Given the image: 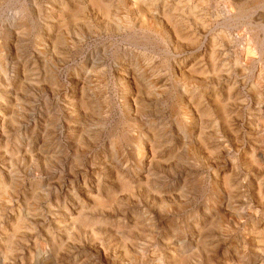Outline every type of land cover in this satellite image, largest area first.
<instances>
[{
  "label": "rangeland",
  "instance_id": "374dc122",
  "mask_svg": "<svg viewBox=\"0 0 264 264\" xmlns=\"http://www.w3.org/2000/svg\"><path fill=\"white\" fill-rule=\"evenodd\" d=\"M0 1H1L0 8H3L2 9L3 12H1L0 10V14H2L0 15V30H2L0 32V34L2 33L0 35V44H1L0 46L1 47L3 46L4 48L7 44V39H8L5 34L7 24L11 23L14 20L13 16L15 10L18 8L17 5H19L20 7L23 6L21 7L23 8V10L26 9V11L24 10L26 13L24 16L25 19H23V25L25 26V29L29 31V34L25 36L21 40V43L18 45V53L20 54V59L22 58L21 64H19V69L25 70L24 78L27 79L26 80L27 82L31 81L30 83H25V79H24V81L22 80L23 83L22 82L20 83L21 86L16 88L17 86L14 85L16 82L15 79L16 76L14 72L17 71L16 68L17 64L15 65L13 63L9 64V67L12 69L10 68L7 69L8 77L7 78H5V76L4 77L1 76L2 78L0 77V81L3 83V85L1 86L2 83L0 82L1 83L0 84V96H1L0 97V110H1L0 111V118H1L0 119V123H1L0 124V146H1L0 174L1 175L0 176L2 177V179L0 177V182L2 180L3 183L1 182V186L2 185L4 186V187L2 186L0 190L2 191L0 192V197L3 200L0 201V204L2 206V207L0 206V213H1L0 214L1 215L0 216V225H1L0 226V233H1L0 234V239H1L0 264H5V262L6 264L8 263L9 264H43V263L44 264H175L173 259H171L172 255H174L176 258L178 256L177 259L181 260L182 262L181 264H226V263L227 264H253V263L264 264V245H263L264 239H262L264 238L263 236L264 235L263 234L264 233L263 230L264 228V180H263L264 170L263 169L264 168H262L264 166V163L261 166L262 171L258 173L257 168L255 169V167L253 166H250L251 167L250 168L248 165L246 168V165H244L242 162L243 152L248 149L249 136L252 134V133L247 134L248 130L246 129V126L249 123V117H250L248 112L250 108L253 106L251 97L247 94V91L249 90V86L254 82L253 80L254 78L252 76L255 75V72L253 71V69L252 70L249 69L247 71V74L244 75L247 81L248 79L249 81L247 82L246 85H243L241 83V90H239L242 94L243 99L246 98L248 102H247V106L244 107L245 110L243 109L242 111V115H241L242 119H240V121L237 122L238 124L236 123L235 128L238 127L236 128L237 130L233 128L235 122H231L233 121L231 119V114H230V127L228 126V128H225L223 126V123H221L222 120L218 112L212 109L214 111L209 115V118L211 119H207L206 117L208 123L207 124L208 128L206 130L207 132L204 130L206 133H202L201 138L198 139L197 134L199 133H196V135L195 134L190 135L188 132L186 133V131L183 130L182 126L180 125V123L183 124L182 121H178L181 120V118L179 117L181 116L180 113H182L180 105L182 101H185L184 100L185 96L182 94L183 92L181 91L182 88H180V86L176 84L177 82H175V80L172 77V74H170L172 73L171 72L173 68L172 66L174 64L173 59L176 56L171 50L170 51L172 53L169 51V48L168 49L166 48L168 43L166 45V42L163 41L162 43L160 39L156 40V38L153 37L152 39H154L155 42L152 41V44L142 41L143 44L139 43L138 44L139 46L138 45L136 46L133 42L126 40L127 38L122 35L121 36L116 35L118 37H115V34L107 35L103 31L97 32L95 25H93V31L95 32V34L94 33L93 34L96 35V37H94V35L89 36L86 33L80 35L81 29L77 30L76 34L72 30H68L69 36L67 37L69 40V44L60 46L59 54L56 59V62L58 63H56L54 60V62L57 65L54 71L56 73L53 74L52 73L53 71H51L50 66L49 65L45 66L47 68L46 70L43 63L41 62L40 57L38 56L37 53H35L36 51L35 46L38 43L37 38L42 34V26H41L42 22L40 18L36 16L38 13L34 14V12L35 10L38 12V8L40 12H45L47 8H49L52 5L48 3V2L52 3L51 0H47V1L32 0V2L34 3H31L30 2L31 0H23V1L11 0V2L10 0H0ZM29 5L30 6L32 5L33 7L32 6L30 7ZM13 7L16 9L14 10ZM30 9L31 11H28ZM26 15L30 17H27ZM258 15L259 14H255V16L253 15L254 16L253 20L255 18H260ZM10 17L12 18L11 20ZM251 17L250 20L252 19ZM37 19L41 22L40 24L37 23L39 22ZM262 20H264V18ZM29 27L31 29H29ZM86 37H88V39ZM105 38L107 39L105 40ZM129 38H131L132 40L131 36ZM119 39H121L123 42L121 40L119 41ZM75 41L78 43H76ZM34 42L36 44H34ZM73 44H75L76 46H74ZM68 46L71 48H68ZM63 48L65 49L63 50ZM130 48L137 51V53L140 54L146 53L147 56H151L154 60L151 61L154 69L156 67L159 68V66L162 64V61L163 64L166 65V67L159 68L160 74L157 71H156L157 74L155 73L156 76L155 78L156 79L158 78L157 80H159L157 84L159 83L158 91H160L161 97L160 95L158 96L159 98L157 96H152L150 97L149 100L145 99L146 101L144 100L141 101L139 105L140 109L142 107L144 109H141V111L139 112L133 111L132 113L128 114L126 111L127 106L128 107L130 105L133 106V104H131V102H127L128 100L125 99L127 96L126 94L127 88L123 87L121 84H119L120 82L117 81L116 74L118 71H116L117 70L116 68H112V65L117 58V55H115L116 52H118L119 50H125ZM141 48L143 51L141 50ZM73 52L76 53L72 54ZM178 53L180 56L183 57L187 55L189 56L191 54V53L188 54L187 52L185 53L178 52ZM261 54H262L261 52H257V51L255 52L254 57L257 58V61L262 62V60L264 59L262 57L263 54L262 56ZM59 56L64 58L62 59ZM90 58L94 60L96 65H92V63H89L88 65L86 64L88 63V60H90ZM60 62L62 64H60ZM40 64L42 65V67ZM169 64L171 65V67ZM58 65L60 66L58 67ZM91 66L94 68H92ZM48 68L50 71L48 70ZM83 68L87 70L90 69L93 71L91 73V78L94 76L92 80L96 92L99 93L98 96L99 98L95 99L94 100L95 102L93 101L91 103L92 105L90 103L89 105H86L87 109L85 108L84 110H82L83 112L85 111L84 113H81L82 111L79 110V107L77 108L78 112L74 113L73 112L74 106L64 101V92L70 91V89L73 88V82L71 81L73 79L72 76L78 71L82 70ZM33 70H35V72H33ZM166 71L168 72L166 73ZM164 73L167 75H165ZM163 74L166 77L164 76L163 78ZM26 76L28 78H26ZM42 76H44V81ZM7 79L9 80L8 83H6ZM105 80L107 81V83ZM96 81L99 83L97 84ZM65 82L67 86L65 85ZM47 84L49 86H47ZM106 84L109 85L108 88ZM197 84H198L197 87L201 86L200 88L202 89L204 88L206 89V87H208L205 84L203 85L201 81L197 82L196 85ZM15 88L17 90L19 89L17 94H16L17 90L15 91ZM41 88L44 90L46 88L47 90L44 91ZM52 88L54 91L52 90ZM175 88L177 91L175 90ZM242 88H244V90H242ZM209 89H212V85H209ZM11 90H13L14 92H12ZM103 90L106 92H103ZM164 90L165 92H167L166 94ZM179 90L181 92H179ZM5 91H7L8 93ZM57 91L60 93L59 94L56 93ZM3 92L5 93L4 95ZM167 95H169L168 98ZM12 97L15 98L13 99ZM58 99H61V101ZM14 100L16 103H14ZM153 100H156L157 102ZM1 105L3 106L1 107ZM13 105H15L14 106L15 109ZM173 107H175L177 111ZM147 110L149 111V113H146ZM125 112L127 113V115L125 114ZM62 114H64L65 116ZM68 116L70 117L68 118ZM247 116L249 117L247 118ZM176 117L178 118V120L175 119ZM4 118L6 121L4 120ZM9 119L11 120L9 121ZM145 119L146 120L148 119L147 122L144 121ZM78 121L81 123H79ZM73 122L76 125L75 127ZM177 123H179V125ZM68 124L70 125L66 126ZM130 124L133 125V127L130 126ZM101 125L103 126V128ZM152 125L154 128H156L157 131L156 134L158 140L160 139L161 140L159 141V146L157 147L158 148L157 152H159L158 153L159 163H154L152 165L148 176L149 180L145 181L144 183L145 185L147 184L146 182H149V185L143 186L144 188L142 186L141 187L136 186L137 187L136 188L135 185L124 186L120 184L119 186L118 183H115L113 181L112 179L113 175L108 174L107 172L104 171L106 164H104V161L101 159L102 151H104V149H106L107 147L108 148L106 149V152L111 151V147L113 146V143H115L118 147H121L122 152L119 153L121 155L120 156L121 159L120 157H118L119 156L118 154H117L118 156L113 155L111 158V155L109 153V157H110L109 161L113 159L112 161L113 163H115V167L118 170L120 168L119 172L124 179V183L125 184L128 183L127 179L132 174L131 164L133 163L134 160L132 156L133 154H131L133 148H128L126 145L127 143L125 142L128 139V137H136L139 135V133L143 134L144 131H146L147 128L152 127ZM99 126L101 127V130ZM158 126H160V128ZM213 126H215V128ZM42 127L45 128L43 129ZM69 127L71 128L69 129ZM160 129L162 132L160 131ZM229 129L231 130L229 131ZM126 130H128L129 132ZM46 131H48V133ZM175 131L177 132V134L175 133ZM43 132L45 133L43 134ZM80 135L82 136L80 137ZM175 135H177L178 137ZM123 137H125L124 140ZM195 138H197V140H195ZM80 139L81 141H79ZM90 139L91 141H89ZM42 141L44 142L46 141L45 143L44 142L43 143L46 144L47 146L46 145L44 146ZM78 141L80 143V146L79 145L77 146ZM181 141L184 144V147ZM123 142L125 144H123ZM185 143H187L189 147H186L187 144ZM139 146H141V143H139ZM218 146H221L222 148ZM159 148L162 149V151ZM79 149L81 150V152ZM47 157L48 159H46ZM129 160H131V162ZM125 161L129 163H126ZM46 162L48 165H46ZM2 163L4 165H2ZM97 164L100 166H98ZM116 164H118L119 166H117ZM153 166L156 167H154L153 169ZM5 168L6 170H3ZM10 169H12L13 171ZM121 169L125 171L122 172ZM125 172H127V175ZM228 173H230L229 175L232 174L231 175L232 177L231 181L233 180L232 186H229L228 184L227 186L222 187L221 185H223V182L221 181L224 180L225 178V176L223 175L224 174L228 175ZM89 174L93 176L91 177L89 176ZM10 175H12L13 177ZM84 175L86 176V178ZM94 175L95 176L97 175L96 176L97 178ZM107 175L108 176L110 175V177H108ZM6 176L7 177L9 176L8 180ZM107 177L110 179H108ZM8 182L10 183L11 186L12 185L14 186L9 187ZM256 184H258L259 186H256ZM92 186H95V188L99 186L101 189L100 192L101 194L98 196L97 201H95L96 203L99 202V204L101 202L100 205H98V203L97 205H94L96 204L95 202L93 204V202L87 203L86 201L87 199L85 197V194L87 193V190L88 189L90 190ZM132 186L134 188V192ZM219 186L221 189L218 188ZM135 188L137 190H135ZM75 189L77 190V192ZM233 189H236L235 191L236 193L232 191ZM72 190L74 191L73 194L71 193ZM66 192L67 193L69 192L68 194L73 196L72 197L70 195L68 196ZM8 193H10L11 195H9ZM254 193H256L257 195H254ZM53 194L54 195L56 194L58 197L53 196ZM77 195L78 196L80 195L79 201ZM123 196L125 198H123ZM8 197L9 198L11 197L13 201ZM76 197L78 199H75ZM257 197L259 199H257ZM52 198L55 200H53ZM260 198L262 201L260 200ZM39 199L40 200L42 199V201H40ZM79 202H80V208H79ZM3 204L5 209L3 207ZM27 204L29 205L27 206ZM70 204H72V206ZM87 204L91 209L88 207ZM222 204L223 206H221ZM101 206L103 207L101 208ZM82 207H84L87 211L83 212L82 216L79 217L78 219H77V215L74 214L72 217H74L75 223L73 222L71 224V226L69 227L70 229L69 228L66 229L69 223L68 222L69 218H71V216H69L68 213L80 212L81 211L80 209ZM10 208L11 210H9ZM73 209L77 211H73ZM12 210L14 211L11 214L10 212H12ZM101 210H103L104 212ZM6 215L9 217L7 218ZM57 217L62 219L63 222L65 221L64 223L61 222L60 226H58ZM39 220H41V222ZM78 223L80 224L82 223V224L80 225ZM2 231L7 234L3 235ZM93 234L94 236L92 237ZM84 239L86 240V242ZM67 241L68 242L70 241L69 242L70 244L67 243ZM87 241L89 242L87 243ZM91 244H93V246L97 247L98 249L93 247ZM125 246H127V250H126L127 252L124 250L126 248ZM58 248L60 249L58 250ZM66 248L68 252L66 251ZM114 248L115 251L117 250L116 252L114 251ZM52 249L53 250L55 249L60 252V256L58 257V259H56L55 257L54 258L51 257L53 251ZM173 253H175L176 255ZM180 254L181 256H183L182 254H184V256L180 257ZM134 258L136 260H134Z\"/></svg>",
  "mask_w": 264,
  "mask_h": 264
},
{
  "label": "bare ground",
  "instance_id": "6f19581e",
  "mask_svg": "<svg viewBox=\"0 0 264 264\" xmlns=\"http://www.w3.org/2000/svg\"><path fill=\"white\" fill-rule=\"evenodd\" d=\"M23 1V0H22ZM34 1V0H33ZM37 1V0H36ZM47 1V0H46ZM11 2V0H10ZM29 2V1H28ZM31 3L32 0L30 1ZM52 3L48 2L49 4H52L45 12H40L38 8V12L35 10V13H38L36 16L40 18L42 25V34L39 36L38 43L36 44L35 53L38 54V56L41 59V62L45 66H50L52 73H56V59L59 54V48L61 45H68L69 40V32L68 30H72L73 32L81 29V34L84 33L88 34L89 36H92L95 34L93 31V25L96 27V31L98 32H105L107 35L109 34H115V37H118L119 35L126 37L128 41L133 42L136 46L141 43L142 41L151 43L152 41L155 42L153 37L156 38V40H161L163 43L166 42L167 49L169 48V51L171 50L174 55L176 56L172 68V77L177 82L178 86L182 88L181 91L182 94L185 96L184 100L182 101L180 108L182 113L181 120L183 124L180 123L183 130L188 132L190 135H198V139L201 138L202 133H206L207 131V119L209 118V115L215 110L218 112L219 116L221 117V120L223 123V126L225 128L230 127V114L231 119L235 122L234 127L236 126V123L240 121L242 111L245 106H247L248 100L243 99L242 94L239 90H241V83L243 85H246L247 79L244 77V75L247 74V71L250 69L255 72V75L252 77L254 78V82L249 86V90L247 91V94L251 97L252 100V107L249 110V123L246 126V129L248 130V133H252L249 136V143H248V149L243 152V158L242 162L244 165L253 166L255 169H258V173L262 171L261 166L264 163V59L261 61H257V58L254 57L255 52H261V56L264 58V0H51ZM1 3V1H0ZM9 3V2H8ZM14 3V1H13ZM17 3V2H16ZM19 3V2H18ZM39 3V1H38ZM11 4V3H10ZM26 4V3H25ZM43 4V3H42ZM46 4V2H45ZM4 5V4H3ZM21 5V4H20ZM40 5V4H39ZM18 8H14V20L11 23L7 24L6 28V36H7V44L5 48L0 46V77L7 78L8 73L7 69L10 68L9 64H17V71H15L16 76V82L14 85L18 88L21 86L22 80L24 81L25 77V70L19 69V64H21L20 54L18 53V45L21 43V40L29 34V31L25 29V26L23 25V19H25V11L23 10V6L17 5ZM16 6V7H17ZM26 6V5H25ZM24 6V7H25ZM28 6V5H27ZM30 6V5H29ZM32 6V5H31ZM30 6V7H31ZM36 6V5H35ZM49 6V5H48ZM2 7V6H1ZM10 7V6H9ZM8 7V8H9ZM33 7V6H32ZM3 8H0L1 12ZM5 10V9H4ZM9 10V9H8ZM7 10V12H8ZM13 10V9H12ZM41 10V9H40ZM43 10V8H42ZM28 11H31L28 10ZM13 12V11H12ZM5 13V12H4ZM10 13V12H9ZM32 13V12H31ZM30 13V14H31ZM12 14V13H11ZM255 14H259L258 16L260 18H254ZM2 15V14H0ZM254 15V16H253ZM11 16V15H10ZM27 16V15H26ZM253 16V17H251ZM30 17V16H27ZM32 17V16H31ZM250 17L252 18L250 20ZM12 18L10 17V20ZM6 20V19H5ZM29 20V18H28ZM27 21V18H26ZM25 21V22H26ZM28 23V22H27ZM5 24V23H4ZM38 25V24H37ZM3 27V25H2ZM28 27V26H27ZM38 28V27H37ZM3 29V28H2ZM29 29H31L29 27ZM5 30V29H4ZM2 30H0L1 32ZM79 31V33H80ZM85 31V32H84ZM249 31V32H248ZM41 33V32H40ZM71 33V32H70ZM94 33V34H93ZM2 34V33H1ZM0 34V35H1ZM74 34V33H73ZM98 34V33H97ZM104 34V33H103ZM105 34V35H106ZM118 35V36H116ZM4 36V35H3ZM31 36V35H30ZM132 37L131 38L129 37ZM73 37V36H72ZM96 37V35H94ZM100 37V36H99ZM103 37V36H102ZM105 37V36H104ZM71 38V37H69ZM78 38V37H77ZM84 38V37H83ZM88 39V37H86ZM90 38V37H89ZM98 38V37H97ZM114 38V37H113ZM123 38V37H121ZM158 38V39H157ZM26 39V38H25ZM36 39V40H37ZM80 39V38H79ZM82 39V38H81ZM91 39V38H90ZM94 39V38H93ZM107 38H105L106 40ZM117 39V38H116ZM72 40V39H70ZM74 40V39H73ZM83 40V39H82ZM121 39H119L120 41ZM5 41V40H4ZM24 41V40H23ZM87 41V40H86ZM108 41V40H107ZM122 41V40H121ZM76 42V41H75ZM84 42V41H83ZM82 42V43H83ZM97 42V41H96ZM118 42V41H117ZM123 42V41H122ZM121 42V43H122ZM127 42V41H126ZM153 42V43H154ZM159 42V41H158ZM74 43V42H73ZM78 43V42H76ZM114 43V42H113ZM116 43V42H115ZM130 43V42H129ZM157 43V42H156ZM24 44V43H23ZM71 44V43H70ZM124 44V43H123ZM1 45V44H0ZM76 46L75 44H73ZM81 45V44H79ZM119 45V44H118ZM128 45V44H127ZM131 45V44H130ZM145 45V44H144ZM70 46V45H69ZM68 48H71L69 47ZM103 46V45H102ZM111 46V45H110ZM109 46V47H110ZM139 46V45H138ZM143 46V45H142ZM147 46V45H146ZM66 47V46H65ZM79 47V46H78ZM81 47V46H80ZM104 47V46H103ZM135 47V46H134ZM151 47V46H150ZM21 48V47H20ZM67 48V47H66ZM120 48V47H119ZM65 48H63L64 50ZM75 49V48H74ZM77 49V48H76ZM83 49V48H82ZM116 49V48H115ZM166 49V50H167ZM20 50V49H19ZM62 50V51H63ZM72 50V49H71ZM101 50V49H100ZM142 50V48H141ZM146 50V49H145ZM70 51V50H69ZM68 51V52H69ZM76 51V50H75ZM79 51V50H78ZM88 51V50H87ZM97 51V50H96ZM102 51V50H101ZM143 51V50H142ZM140 51V52H142ZM170 51V52H171ZM72 52V51H71ZM82 52V51H81ZM80 52V53H81ZM168 52V51H167ZM171 52V53H172ZM178 52L188 54L191 53L189 56H180ZM34 53V52H33ZM70 53V52H69ZM76 53V52H75ZM74 52L72 54H75ZM96 53V52H95ZM94 53V54H95ZM61 54V53H60ZM63 54V53H62ZM93 54V55H94ZM108 54V53H107ZM259 54V53H258ZM23 55V54H22ZM33 55V54H32ZM105 55V54H104ZM117 58L114 61L112 68H116L118 71L116 74L117 81L120 82L123 87L127 88V96L126 100L127 102H131L133 106L128 107L127 106V113L130 114L133 111L139 112L141 109H144L143 107L140 109V102L149 100L152 96H159L161 93L158 91V84L155 77V73L157 72L160 74V69L162 67H166V65L162 64L158 67L155 65V69L152 66V60L153 58L151 56H147L146 53H137L134 49H125V50H119L116 52ZM183 55V54H182ZM37 56V57H38ZM72 56V55H71ZM91 56V55H90ZM257 56V55H256ZM38 57V58H39ZM61 57V56H59ZM66 57V56H65ZM37 58V59H38ZM62 59L64 57H61ZM10 59V60H9ZM29 59V58H28ZM32 59V58H31ZM34 59V58H33ZM39 59V60H40ZM70 59V56H69ZM68 59V61H69ZM83 59V58H82ZM101 59V58H100ZM166 59V58H165ZM37 60V61H39ZM55 60V62H54ZM102 60V59H101ZM28 61V60H26ZM30 61V60H29ZM67 61V63H68ZM100 61V60H99ZM98 61V62H99ZM154 61V60H153ZM62 62V61H61ZM60 62V64H62ZM65 62V61H63ZM84 62V61H83ZM112 62V61H111ZM159 62V61H158ZM165 62V61H164ZM167 62V61H166ZM261 62V64H260ZM28 63V62H27ZM82 63V62H81ZM86 63V62H85ZM92 63V65H96L94 60L90 58L88 60V63ZM157 63V62H156ZM171 63V62H170ZM29 64V63H28ZM99 64V63H97ZM101 64V63H100ZM172 64V63H171ZM41 65V64H40ZM158 65V64H157ZM170 65V64H169ZM60 65H58L59 67ZM101 66V65H100ZM111 66V65H110ZM21 67V66H20ZM42 67V65H41ZM79 67V66H78ZM83 67V66H82ZM92 67V66H91ZM102 67V66H101ZM171 67V65H170ZM28 68V67H27ZM36 68V67H35ZM94 68V67H92ZM91 68V69H92ZM12 69V68H10ZM26 69V68H25ZM31 69V68H30ZM47 70V68L45 67ZM108 69V68H107ZM43 70V69H42ZM49 70V68H48ZM114 70V69H113ZM163 70V69H162ZM9 71V70H8ZM14 71V70H13ZM12 71V72H13ZM32 71V70H31ZM44 71V70H43ZM50 71V70H49ZM96 71V70H95ZM104 71V70H103ZM109 71V70H108ZM157 71V72H156ZM35 72V70H33ZM92 70L82 69L75 73L71 80L73 82V90L70 89V91L64 92V101L67 103H70L74 106L73 112H78L77 108L79 107V110L82 111L86 108V105L91 104L95 99L99 98V93L96 92L94 83L91 73ZM102 72V71H101ZM168 71H166L167 73ZM32 73V72H30ZM29 73V74H30ZM73 73V72H72ZM113 73V71H112ZM163 73V72H162ZM102 74V73H101ZM108 74V73H107ZM165 74V73H164ZM163 74V78L165 75ZM253 74V72H252ZM12 75V74H11ZM28 75V74H27ZM31 75V74H30ZM72 75V74H71ZM104 75V74H103ZM169 75V74H168ZM251 75V74H250ZM29 76V75H28ZM46 76V75H44ZM44 76L43 81H44ZM58 76V75H57ZM110 76V75H109ZM162 76V75H161ZM1 77V78H2ZM70 77V76H69ZM101 77V76H100ZM104 77V76H102ZM166 77V76H165ZM168 77V76H167ZM26 78H28L26 76ZM32 78V77H31ZM54 78V77H53ZM52 78V79H53ZM57 78V77H56ZM96 78V76H95ZM108 78V77H107ZM171 78V77H169ZM250 78V77H249ZM4 79V78H3ZM1 79V80H3ZM10 79V78H9ZM39 79V78H38ZM60 79V78H59ZM102 79V78H101ZM114 79V78H113ZM112 79V80H113ZM25 83H30L26 81ZM30 80V79H29ZM34 80V79H33ZM36 80V79H35ZM111 80V81H112ZM161 80V79H160ZM167 80V79H165ZM172 80V81H174ZM251 80V79H250ZM252 80V81H253ZM12 81V80H11ZM57 81V79H56ZM59 81V80H58ZM61 81V80H60ZM102 81V80H101ZM106 81V80H105ZM110 81V80H109ZM114 81V80H113ZM201 81L202 84L208 86L206 89H202L200 87H197V82ZM1 82V81H0ZM4 82V81H3ZM9 80L7 79L6 83H8ZM62 82V81H61ZM97 82V81H96ZM95 82V83H96ZM165 82V81H164ZM163 82V83H164ZM171 82V81H169ZM2 83V82H1ZM0 83V84H1ZM23 83V82H22ZM45 83V82H44ZM52 83V82H51ZM58 83V82H57ZM99 82H97L98 84ZM105 83V82H104ZM107 83V81H106ZM161 83V82H160ZM10 84V83H9ZM8 84V85H9ZM46 84V83H45ZM55 84V83H54ZM110 84V83H109ZM201 84V85H202ZM3 83L1 84V86ZM26 85V84H25ZM51 85V84H50ZM65 85L67 86L66 82ZM105 85V84H104ZM116 85V83H115ZM168 85V84H167ZM170 85V84H169ZM209 85H212V89H209ZM43 86V85H42ZM46 86V85H45ZM47 86H49L47 84ZM62 86V85H61ZM101 86V85H100ZM107 88L109 85H107ZM4 87V86H3ZM7 87V85H6ZM10 87V86H9ZM24 87V86H23ZM30 87V86H29ZM40 87V86H39ZM44 87V86H43ZM99 87V86H98ZM97 87V88H98ZM104 87V86H102ZM120 87V86H119ZM174 87V86H173ZM5 88V87H4ZM12 88V87H11ZM10 88V89H11ZM15 88V91L17 90ZM51 88V86H50ZM68 88V87H67ZM96 88V89H97ZM122 88V87H121ZM179 88V87H178ZM211 88V87H210ZM240 88V89H239ZM6 89V88H5ZM40 89V88H39ZM42 89V88H41ZM3 90V89H2ZM14 90V89H13ZM11 90L12 92H14ZM19 90V89H18ZM18 90L16 91V94L18 93ZM44 90V89H42ZM41 90V91H42ZM45 90H47L45 88ZM44 90V91H45ZM53 90V88H52ZM56 90V89H55ZM101 90V89H100ZM109 90V89H108ZM176 90V88H175ZM211 90V91H210ZM244 90V88H242ZM8 91V90H7ZM5 91V92H7ZM10 91V90H9ZM49 91V90H48ZM54 91V90H53ZM62 91V90H61ZM64 91V90H63ZM167 91V90H166ZM177 91V90H176ZM179 90V92H181ZM102 92V91H100ZM103 92H106L103 90ZM165 92V90H164ZM8 93V92H7ZM60 93V92H56ZM167 92H165L166 94ZM5 93L3 92V95ZM21 94V93H20ZM50 94V93H49ZM102 94V93H101ZM120 94V93H119ZM122 94V93H121ZM181 94V95H182ZM2 95V96H3ZM8 95V94H7ZM10 95V94H9ZM55 95V94H54ZM53 95V96H54ZM105 95V94H104ZM108 95V94H107ZM163 95V94H162ZM175 95V94H174ZM18 96V95H17ZM24 96V95H23ZM52 96V95H51ZM50 96V97H51ZM106 96V95H105ZM122 96V95H121ZM166 96V95H165ZM169 95H167L168 98ZM172 96V95H170ZM247 96V95H246ZM244 96V97H246ZM1 97V96H0ZM6 97V96H5ZM16 97V96H15ZM14 97V98H15ZM104 97V96H103ZM125 97V96H124ZM161 97V95H160ZM175 97V96H174ZM180 97V96H179ZM178 97V98H179ZM249 97V98H250ZM7 98V97H6ZM13 98V97H12ZM13 98V99H14ZM61 98V97H60ZM106 98V97H105ZM159 98V97H158ZM163 98V97H162ZM183 98V97H181ZM17 99V98H16ZM51 99V98H49ZM57 99V98H56ZM55 99V100H56ZM63 99V98H62ZM124 99V98H123ZM146 99V100H145ZM153 99V98H152ZM155 99V98H154ZM157 99V98H156ZM164 99V98H163ZM8 100V99H6ZM42 100V99H41ZM61 101V99H58ZM168 100V99H166ZM170 100V99H169ZM57 101V100H56ZM114 101V100H113ZM123 101V100H122ZM156 101V100H153ZM162 101V100H161ZM3 102V101H2ZM54 102V101H53ZM95 102V101H94ZM99 102V101H98ZM110 102V101H109ZM112 102V101H111ZM115 102V101H114ZM157 102V101H156ZM168 102V101H167ZM179 102V101H178ZM14 103L15 100H14ZM55 103V102H54ZM58 103V102H57ZM62 103V102H61ZM60 103V104H61ZM103 103V102H102ZM145 103V102H144ZM154 103V102H153ZM251 103V102H250ZM249 103V104H250ZM2 104V103H1ZM9 104V102H8ZM7 104V105H8ZM95 104V103H94ZM152 104V103H151ZM157 104V103H155ZM180 104V103H179ZM64 105V104H62ZM70 105V106H71ZM92 105V104H91ZM90 105V106H91ZM118 105V104H117ZM149 105V104H148ZM3 105H1L2 107ZM9 106V105H8ZM15 105H13L14 107ZM67 106V104H66ZM106 106V105H105ZM147 106V105H146ZM178 106V104H177ZM7 107V106H6ZM11 107V106H10ZM46 107V106H45ZM60 107V106H59ZM58 107V109H59ZM69 107V106H68ZM89 107V106H88ZM151 107V106H150ZM44 108V107H43ZM94 108V107H93ZM175 108V107H173ZM179 108V107H178ZM12 109V108H11ZM15 109V107H14ZM50 109V108H49ZM87 109V108H86ZM149 109V108H148ZM153 109V108H152ZM214 109V110H212ZM67 110V109H66ZM90 110V109H89ZM159 110V109H158ZM176 110V108H175ZM245 110V109H244ZM1 111V110H0ZM9 111V110H8ZM15 111V110H14ZM177 111V110H176ZM175 111V113H176ZM13 112V110H12ZM22 112V111H21ZM85 112V111H84ZM83 111L81 113H84ZM87 112V110H86ZM93 112V111H92ZM146 112V111H143ZM174 112V111H173ZM246 112V111H245ZM15 113V112H14ZM56 113V112H55ZM90 113V112H89ZM88 113V115H89ZM125 112V114L127 115ZM146 113H149L147 110ZM247 113V114H248ZM71 114V113H68ZM77 114V113H76ZM80 114V113H79ZM94 114V113H92ZM100 114V113H99ZM179 114V113H177ZM12 115V113H11ZM15 115V114H14ZM57 115V114H56ZM64 115V114H62ZM67 115V114H66ZM84 115V114H83ZM135 115V114H134ZM215 115V114H213ZM50 116V114H49ZM53 116V115H52ZM55 116V115H54ZM60 116V115H59ZM65 116V115H64ZM73 116V114H72ZM80 116V115H78ZM85 116V115H84ZM102 116V115H100ZM140 116V115H139ZM142 116V115H141ZM218 116V117H219ZM12 117V116H11ZM10 117V118H11ZM57 117V116H56ZM70 116H68L69 118ZM75 117V116H74ZM77 117V116H76ZM92 117V115H91ZM129 117V116H128ZM131 117V116H130ZM136 117V116H135ZM146 117V116H145ZM148 117V116H147ZM207 117V119H206ZM212 117V116H211ZM48 118V117H47ZM52 118V117H51ZM73 118V117H72ZM82 118V117H80ZM86 118V117H85ZM245 118V117H244ZM246 118V119H247ZM1 119V118H0ZM41 119V118H40ZM142 119V118H140ZM220 119V118H219ZM5 120V118H4ZM11 119H9L10 121ZM47 120V119H45ZM52 120V119H51ZM66 120V119H65ZM75 120V119H74ZM73 120V121H74ZM81 120V119H80ZM99 120V119H98ZM102 120V119H101ZM148 120V119H147ZM145 119L144 121L147 122ZM175 120V121H177ZM213 120V119H212ZM6 121V120H5ZM84 121V120H83ZM136 121V120H135ZM143 121V120H142ZM174 121V122H175ZM46 122V121H45ZM49 122V121H48ZM69 122V121H68ZM79 122V121H78ZM102 122V121H101ZM138 122V121H137ZM144 122V123H146ZM246 122V121H245ZM74 123V122H73ZM81 123V122H79ZM83 123V122H82ZM140 123V122H139ZM138 123V124H139ZM161 123V122H160ZM1 124V123H0ZM156 124V123H155ZM159 124V123H158ZM175 124V123H174ZM179 125V123H177ZM176 124V125H177ZM216 124V123H215ZM238 124V123H237ZM46 125V124H45ZM70 124L66 125L69 126ZM96 125V124H95ZM99 125V124H98ZM143 125V124H142ZM157 125V124H156ZM213 125V124H211ZM74 123V127H75ZM102 126V125H101ZM129 126V125H128ZM130 126L133 127V125L130 124ZM4 127V126H3ZM83 127V126H81ZM100 127V126H99ZM147 127V126H146ZM153 127V125H152ZM149 127L146 131H144L143 134H140L136 137H128L125 143H127L128 148H133V151L131 154H133V163L131 164V170L132 174L128 177V183H124V179L122 175L120 174L119 170L115 167V163H113V159L109 161V153L112 156H118L121 155L119 153L122 152L121 147H118L115 143H113V146L111 147V151L106 152V149L102 151V160L104 161L105 165V172L108 174L113 175L112 179L115 183H118L119 186H129V185H135V187H143L145 185H149V182H146L147 184L144 185L145 181L149 180L148 176L150 173V169L154 163H159L158 159V146L159 141L157 134H156V128ZM160 128V126H158ZM178 127V126H177ZM210 127V126H209ZM215 128V126H213ZM223 127V128H224ZM242 127V126H240ZM43 128V127H42ZM41 128V129H42ZM45 128V127H44ZM43 128V129H44ZM49 128V127H48ZM71 127H69L70 129ZM103 128V126H102ZM131 128V127H129ZM221 128V127H220ZM238 128V127H236ZM235 128V130H237ZM87 129V128H85ZM97 129V128H95ZM141 129V128H140ZM162 129V128H161ZM160 129V131H161ZM210 129V128H209ZM243 129V128H242ZM24 130V129H23ZM101 130V127H100ZM131 130V129H129ZM137 130V128H136ZM206 132H205V131ZM231 129H229L230 131ZM241 130V129H240ZM72 131V130H71ZM96 131V130H95ZM128 131V130H126ZM165 131V130H164ZM167 131V130H166ZM179 131V130H178ZM182 131V130H181ZM211 131V130H210ZM227 131V130H226ZM242 131V130H241ZM48 133V131H46ZM70 132V131H68ZM67 132V133H68ZM101 132V131H99ZM129 132V131H128ZM162 132V131H161ZM174 132V131H173ZM219 132V131H218ZM239 132V131H236ZM245 132V131H244ZM45 132H43L44 134ZM78 133V132H77ZM95 133V132H94ZM164 133V132H163ZM167 133V132H166ZM169 133V132H168ZM172 133V132H171ZM177 134V132L175 131ZM232 133V132H231ZM42 134V135H43ZM74 134V133H73ZM97 134V133H96ZM95 134V135H96ZM128 134V133H126ZM125 134V135H126ZM159 134V132H158ZM183 134V133H182ZM41 135V136H42ZM69 135V134H68ZM77 135V134H76ZM79 135V134H78ZM83 135V134H82ZM80 135V137L82 136ZM124 135V134H123ZM161 135V134H160ZM49 136V135H47ZM53 136V135H52ZM51 136V137H52ZM73 136V135H72ZM97 136V135H96ZM101 136V135H100ZM130 136V134H129ZM173 136V135H172ZM177 136V135H175ZM185 136V135H184ZM4 137V136H3ZM70 137V136H69ZM79 137V138H80ZM94 137V135H93ZM91 137V138H93ZM126 137V136H125ZM123 137V140L124 138ZM168 137V136H167ZM174 137V136H173ZM178 137V136H177ZM188 137V136H187ZM190 137V136H189ZM244 137V136H243ZM42 138V137H41ZM98 138V137H97ZM127 138V137H126ZM162 138V137H161ZM176 138V137H175ZM174 138V139H175ZM182 138V137H181ZM47 139V138H46ZM43 139V140H46ZM49 139V137H48ZM164 139V138H163ZM162 139V140H163ZM167 139V138H166ZM190 139V138H189ZM192 139V138H191ZM248 139V138H247ZM96 140V139H95ZM171 140V139H170ZM197 140V138H195ZM194 140V141H195ZM40 141V139H39ZM81 141V139L79 140ZM78 141L77 146H80V143ZM91 141V139L89 140ZM88 141V142H89ZM118 141V140H117ZM164 141V140H163ZM247 141V140H246ZM44 141H42L43 143ZM46 142V141H45ZM44 142V143H45ZM184 142V139H183ZM188 142V141H187ZM193 142V141H192ZM241 142V141H240ZM43 143V144H44ZM93 143V142H91ZM98 143V142H97ZM122 143V141H121ZM123 142V144H125ZM139 143H141V146H139ZM182 143V141H181ZM198 143V142H197ZM209 143V142H208ZM230 143V142H229ZM163 144V143H161ZM183 144V143H182ZM187 144V143H185ZM247 144V143H246ZM42 145V144H41ZM46 144H44L45 146ZM96 145V143H95ZM105 145V144H104ZM107 145V144H106ZM120 145V144H119ZM170 145V144H169ZM193 145V144H192ZM238 145V144H237ZM47 146V145H46ZM89 146V145H88ZM121 146V145H120ZM123 146V145H122ZM163 146V145H162ZM181 146V145H180ZM186 146V145H185ZM226 146V145H225ZM1 147V146H0ZM21 147V146H20ZM184 147V144H183ZM186 147H189L187 144ZM194 147V146H193ZM221 147V146H218ZM43 148V147H42ZM45 148V147H44ZM96 148V147H95ZM162 148V147H161ZM178 148V147H177ZM222 148V147H221ZM247 148V147H246ZM160 149V148H159ZM181 149V148H180ZM184 149V148H183ZM188 149V148H187ZM203 149V148H202ZM78 150V148H77ZM80 150V149H79ZM85 150V149H84ZM162 151V149H160ZM243 150V149H242ZM38 151V150H37ZM62 151V150H61ZM127 151V150H126ZM212 151V150H211ZM9 152V151H8ZM41 152V151H40ZM81 152V150H80ZM118 152V153H117ZM190 152V151H189ZM206 152V151H205ZM204 152V153H205ZM209 152V151H208ZM228 152V151H227ZM49 153V152H48ZM113 153V154H112ZM207 153V152H206ZM6 154V153H5ZM4 154V155H5ZM56 154V153H55ZM101 154V153H100ZM118 154V155H117ZM187 154V153H186ZM208 154V153H207ZM211 154V152H210ZM42 155V154H41ZM46 155V154H45ZM51 155V154H50ZM238 155V154H237ZM17 156V155H16ZM35 156V155H33ZM40 156V155H39ZM97 156V155H96ZM124 156V155H123ZM122 156V157H123ZM129 156V155H128ZM242 156V155H241ZM10 157V156H9ZM18 157V156H17ZM42 157V156H41ZM45 157V156H44ZM50 157V156H49ZM101 157V156H100ZM125 157V156H124ZM123 157V158H124ZM183 157V156H182ZM194 157V156H193ZM210 157V156H207ZM206 157V158H207ZM212 157V156H211ZM3 158V157H2ZM52 158V157H51ZM50 158V159H51ZM115 158V157H114ZM41 159V158H40ZM48 159V157L46 158ZM97 159V158H96ZM121 159V157H120ZM210 159V158H209ZM220 159V158H219ZM222 159V158H221ZM4 160V159H3ZM10 160V159H8ZM241 160V159H240ZM2 161V160H1ZM33 161V160H32ZM51 161V160H49ZM97 161V160H96ZM131 162V160H129ZM126 162V161H125ZM123 162V163H125ZM9 163V162H8ZM43 163V162H42ZM129 163V162H126ZM262 163V164H261ZM14 164V163H13ZM59 164V163H58ZM93 164V163H92ZM95 164V163H94ZM103 164V163H102ZM242 164V165H243ZM2 165H4L2 163ZM17 165V164H16ZM46 165L47 162H46ZM98 165V164H97ZM119 166L118 164H116ZM100 166V165H98ZM161 166V165H160ZM221 166V165H220ZM6 167V166H5ZM18 167V166H17ZM48 167V166H47ZM46 167V168H47ZM103 167V166H102ZM123 167V166H122ZM156 166H153V169ZM159 167V166H158ZM223 167V166H222ZM252 167V168H253ZM3 168V167H1ZM7 168V167H6ZM3 169V170H6ZM10 168V167H9ZM43 168V167H42ZM94 168V167H93ZM99 168V167H96ZM126 168V167H125ZM160 168V167H159ZM158 168V169H159ZM251 168V167H250ZM14 169V168H12ZM10 169V170H12ZM44 169V168H43ZM48 169V168H47ZM81 169V168H80ZM156 169V168H155ZM215 169V168H214ZM230 169V168H229ZM45 170V169H44ZM225 170V169H224ZM249 170V168H248ZM264 170V169H263ZM1 171V170H0ZM13 171V170H12ZM11 171V172H12ZM42 171V170H41ZM48 171V170H47ZM121 171H125L121 169ZM213 171V170H212ZM255 171V170H254ZM3 172V171H2ZM5 172V171H4ZM43 172V171H42ZM45 172V171H44ZM153 172V171H151ZM232 172V171H231ZM7 173V172H6ZM91 173V172H90ZM97 173V172H96ZM127 175V172H125ZM124 173V174H125ZM225 173V171H224ZM9 174V173H8ZM14 174V173H13ZM12 174V175H13ZM42 174V173H41ZM105 174V173H104ZM103 174V175H104ZM230 173L224 174L225 176L222 187L232 186V177L229 175ZM251 174V173H250ZM257 174V173H256ZM1 175V174H0ZM10 175V176H12ZM218 175V174H217ZM255 175V174H253ZM259 175V174H258ZM264 175V173H263ZM85 176V175H84ZM89 176H93L90 175ZM95 176V175H94ZM97 176V175H96ZM95 176V177H96ZM106 176V175H105ZM108 176V175H107ZM1 177V176H0ZM7 177V176H6ZM13 177V176H12ZM44 177V176H42ZM110 177V175L108 176ZM107 177V178H108ZM126 177V176H125ZM124 177V178H125ZM153 177V176H152ZM9 176L7 177L8 180ZM86 178V176H85ZM97 178V177H96ZM106 178V177H105ZM104 178V179H105ZM234 178V177H233ZM256 178V177H255ZM2 179V177H1ZM45 179V178H44ZM94 179V178H93ZM110 179V178H108ZM111 179V180H112ZM219 179V178H218ZM261 179V178H260ZM6 180V183H7ZM11 180V179H10ZM14 180V179H13ZM83 180V179H81ZM89 180V178H88ZM92 180V179H91ZM157 180V179H156ZM264 180V179H263ZM243 181V180H242ZM262 181V180H261ZM260 181V182H261ZM2 182V180H1ZM0 182V190L2 188ZM15 182V181H14ZM84 182V181H83ZM245 182V181H244ZM252 182V181H251ZM250 182V183H251ZM258 182V181H257ZM3 183V182H2ZM5 183V182H4ZM5 183V184H6ZM9 183V182H8ZM13 183V182H12ZM42 183V182H41ZM85 183V182H84ZM83 183V184H84ZM112 183V182H111ZM238 183V182H236ZM240 183V182H239ZM249 183V182H248ZM263 183V182H262ZM86 184V183H85ZM219 184V183H218ZM254 184V183H253ZM9 187L11 186L10 183L8 184ZM7 185V186H8ZM44 185V184H43ZM73 185V184H71ZM80 185V184H79ZM101 185V184H100ZM106 185V184H104ZM14 186V185H12ZM11 186V187H12ZM45 186V185H44ZM81 186V185H80ZM116 186V185H115ZM218 186V185H217ZM237 186V185H236ZM254 186V185H253ZM256 186H259L256 184ZM262 186V185H261ZM4 187V186H3ZM17 187V186H16ZM72 187V186H71ZM70 187V189H71ZM77 187V186H76ZM105 187V186H103ZM114 187V186H113ZM123 187V186H122ZM136 187V188H137ZM241 187V186H240ZM7 188V187H6ZM81 188V187H80ZM86 188V187H85ZM118 188V186H117ZM133 188V186H132ZM131 188V189H132ZM135 188V190H137ZM144 188V187H143ZM220 188V186L218 187ZM8 189V188H7ZM18 189V188H15ZM69 189V190H70ZM73 189V188H72ZM106 189V188H105ZM116 189V188H115ZM122 189V188H121ZM129 189V190H131ZM141 189V188H140ZM221 189V188H220ZM226 189V187H225ZM5 190V188H4ZM11 190V189H10ZM13 190V189H12ZM76 190V189H75ZM87 190V189H86ZM89 190V189H88ZM85 194L86 201L88 202H94L97 201L98 196L101 194V189L99 186L95 188V186H92L90 190ZM111 190V189H110ZM113 190V189H112ZM118 190V189H117ZM116 190V191H117ZM263 190V189H262ZM16 191V190H15ZM43 191V190H41ZM71 191V190H70ZM80 191V190H79ZM104 191V190H102ZM233 192L236 191V189L232 190ZM2 192V191H0ZM17 192V191H16ZM72 190V194H73ZM77 192V190H76ZM82 192V191H81ZM93 192V193H90ZM95 192V193H94ZM109 192V191H108ZM121 192V191H120ZM134 192V188H133ZM262 192V191H261ZM11 193V192H10ZM8 193L9 195H11ZM42 193V192H41ZM48 193V192H47ZM67 193V192H66ZM69 193V192H68ZM67 193V194H68ZM79 193V192H78ZM128 193V192H127ZM132 193V191H131ZM130 193V195H131ZM236 193V192H235ZM2 194V193H1ZM5 194V193H4ZM46 194V193H45ZM125 194V193H124ZM226 194V193H225ZM260 194V193H258ZM7 195V196H9ZM41 195V194H40ZM39 195V196H40ZM50 195V194H49ZM48 195V196H49ZM70 194H68L69 196ZM121 195V194H120ZM221 195V194H220ZM223 195V194H222ZM254 195H257L254 193ZM6 196V197H7ZM42 196V195H41ZM45 196V195H44ZM53 196H57L56 194ZM71 197L73 195H70ZM78 196V195H77ZM80 196V195H79ZM76 197L75 199L80 200V197ZM82 196V195H81ZM102 196V195H101ZM3 197V196H2ZM52 197V196H51ZM58 197V196H57ZM116 197V196H115ZM226 197V196H225ZM9 198V197H8ZM7 198V199H8ZM39 198V197H38ZM48 198V197H47ZM55 198V197H54ZM66 198V197H65ZM69 198V197H68ZM102 198V197H101ZM112 198V197H111ZM123 198H125L123 196ZM5 199V198H4ZM11 199V197L9 198ZM8 199V200H9ZM50 199V198H49ZM53 199V198H52ZM114 199V197H113ZM129 199V198H128ZM221 199V198H220ZM257 199H259L257 197ZM2 198L0 197V201ZM12 200V199H11ZM40 200V199H39ZM55 200V199H53ZM108 200V199H107ZM182 200V199H181ZM227 200V199H226ZM242 200V199H241ZM261 200V198H260ZM3 201V200H2ZM5 201V200H4ZM13 201V200H12ZM42 201V199L40 200ZM50 201V200H49ZM76 201V200H75ZM85 201V200H84ZM111 201V200H110ZM114 201V200H113ZM224 201V200H223ZM262 201V200H261ZM33 202V201H32ZM71 202V201H70ZM218 202V201H217ZM50 203V202H49ZM67 203V202H66ZM69 203V202H68ZM96 203V202H95ZM98 205L99 202H97ZM94 204V205H97ZM106 203V202H105ZM113 203V202H112ZM219 203V202H218ZM223 203V202H221ZM46 204V203H45ZM107 204V203H106ZM104 204V205H106ZM111 204V203H110ZM29 204H27L28 206ZM53 205V204H51ZM72 206V204H70ZM88 205V204H87ZM103 205V204H102ZM109 205V204H108ZM107 205V206H108ZM228 205V204H227ZM1 206V204H0ZM6 206V205H5ZM11 206V204H10ZM67 206V205H66ZM215 206V205H214ZM223 206V204L221 205ZM220 206V207H221ZM2 207V206H1ZM4 207V204H3ZM24 207V206H22ZM74 207V205H73ZM76 207V206H75ZM89 207V205H88ZM95 207V206H93ZM103 206H101L102 208ZM181 207V206H180ZM21 208V207H20ZM56 208V207H55ZM63 208V207H62ZM79 208H80V202H79ZM90 208V207H89ZM105 208V207H104ZM215 208V207H214ZM226 208V207H225ZM5 209V207H4ZM14 209V208H13ZM49 209V208H48ZM68 209V208H67ZM91 209V208H90ZM99 209V208H97ZM212 209V207H211ZM219 209V208H218ZM221 209V208H220ZM224 209V208H223ZM222 209V210H223ZM11 210V208L9 209ZM28 210V209H27ZM30 210V209H29ZM55 210V209H54ZM63 210V209H62ZM70 210V209H69ZM72 210V209H71ZM80 212H70L68 213L71 218H69V223L66 227L68 229L71 224L74 222V217H72L74 214L77 215V219L82 216L83 212L87 211L84 207L80 209ZM10 212L11 214L13 213ZM53 211V210H52ZM65 211V210H64ZM73 211H77L74 210ZM90 211V210H89ZM98 211V210H96ZM103 211V210H101ZM216 211V209H215ZM214 211V212H215ZM225 211V210H224ZM6 212V211H5ZM40 212V211H39ZM104 212V211H103ZM221 212V211H220ZM31 213V212H30ZM38 213V212H36ZM59 213V212H58ZM67 213V212H66ZM99 213V212H97ZM211 213V212H210ZM1 214V213H0ZM3 214V213H2ZM32 214V213H31ZM52 214V213H51ZM64 214V213H63ZM86 214V213H85ZM88 214V213H87ZM107 214V213H106ZM33 215V214H32ZM37 215V214H36ZM40 215V214H39ZM43 215V214H42ZM58 215V214H57ZM56 215V216H57ZM62 215V213H61ZM92 215V214H91ZM122 215V214H121ZM1 216V215H0ZM7 216V215H6ZM5 216V217H6ZM18 216V215H17ZM52 216V215H51ZM55 216V215H54ZM104 216V215H102ZM163 216V215H161ZM9 216H7L8 218ZM64 217V216H63ZM18 218V217H17ZM20 218V217H19ZM52 218V217H51ZM54 218V217H53ZM58 218V226H60L62 219ZM15 219V218H14ZM65 219V218H63ZM4 220V219H3ZM18 220V219H17ZM5 221V220H4ZM13 221V220H12ZM32 221V220H31ZM41 222V220H39ZM77 221V220H76ZM79 221V220H78ZM118 221V220H117ZM213 221V220H212ZM43 222V221H42ZM45 222V221H44ZM53 222V221H52ZM65 222V221H64ZM63 222V223H64ZM16 223V222H15ZM51 223V221H50ZM75 223V222H74ZM5 224V223H4ZM42 224V223H41ZM80 224V223H78ZM82 224V223H81ZM80 224V225H81ZM77 225V224H76ZM85 225V224H84ZM220 225V223H219ZM1 226V225H0ZM8 226V225H7ZM64 226V225H62ZM66 226V225H65ZM74 226V225H73ZM10 227V226H9ZM78 227V226H77ZM90 227V226H89ZM263 227V226H262ZM80 228V227H79ZM235 228V227H234ZM57 229V228H56ZM59 229V228H58ZM70 229V228H69ZM222 229V228H221ZM6 230V229H5ZM10 230V229H9ZM64 230V229H62ZM75 230V229H74ZM89 230V229H88ZM87 230V231H88ZM147 230V229H146ZM217 230V229H216ZM264 230V228H263ZM44 231V230H43ZM46 231V230H45ZM85 231V232H87ZM64 232V231H62ZM74 232V231H73ZM84 232V233H85ZM263 232V231H262ZM72 233V232H71ZM76 233V232H75ZM123 233V232H122ZM258 233V232H257ZM1 234V233H0ZM3 235H6L7 233L2 231ZM9 234V233H8ZM61 234V233H60ZM80 234V233H79ZM262 234V233H261ZM264 234V233H263ZM2 235V236H3ZM25 235V234H24ZM81 235V234H80ZM86 235V234H85ZM139 235V234H138ZM1 236V237H2ZM17 236V235H16ZM19 236V235H18ZM27 236V235H26ZM82 236V235H81ZM80 236V237H81ZM94 234L92 235V237ZM260 236V235H259ZM262 236V235H261ZM264 236V235H263ZM10 237V235H9ZM60 237V236H59ZM70 237V235H69ZM75 237V236H74ZM77 237V235H76ZM90 237V236H88ZM87 237V238H88ZM97 237V236H96ZM13 238V237H12ZM54 238V237H53ZM56 238V237H55ZM72 238V237H71ZM82 238V237H81ZM118 238V237H117ZM195 238V237H194ZM199 238V237H198ZM4 239V238H3ZM2 239V240H3ZM8 239V238H7ZM11 239V238H10ZM49 239V238H48ZM47 239V240H48ZM64 239V238H63ZM76 239V238H75ZM78 239V238H77ZM264 239V238H262ZM70 240V239H69ZM85 240V239H84ZM198 240V239H197ZM1 241V239H0ZM11 241V240H10ZM9 241V243H10ZM72 241V240H71ZM91 241V240H89ZM87 241V243L89 242ZM95 241V240H94ZM262 241V240H261ZM258 241V242H261ZM264 241V240H263ZM14 242V241H13ZM70 242V241H69ZM67 241V243H69ZM86 242V240H85ZM96 242V241H95ZM257 242V243H258ZM57 243V242H56ZM66 243V245H67ZM93 243V242H92ZM98 243V242H97ZM52 244V243H51ZM70 244V243H69ZM68 244V245H69ZM73 244V243H72ZM125 244V243H124ZM260 244V243H259ZM262 244V243H261ZM4 245V244H3ZM49 245V244H48ZM93 246V244H91ZM95 245V244H94ZM119 245V244H118ZM126 245V244H125ZM264 245V242H263ZM111 246V245H109ZM61 247V246H60ZM64 247V246H63ZM67 247V246H66ZM95 247V246H93ZM118 247V246H117ZM124 249L127 250V246ZM7 248V247H6ZM9 248V247H8ZM97 248V247H95ZM124 248V246H123ZM122 248V249H123ZM60 248H58L59 250ZM64 249V248H63ZM98 249V248H97ZM111 249V247H110ZM129 249V248H128ZM262 249V248H261ZM2 250V249H1ZM53 250V249H52ZM100 250V249H99ZM123 250V251H124ZM130 250V249H129ZM63 251V250H62ZM61 251V252H62ZM66 251L68 252L67 248ZM115 251V248H114ZM117 251V250H116ZM115 251V252H116ZM121 251V250H120ZM119 251V252H120ZM180 251V250H179ZM14 252V251H12ZM51 252V251H50ZM98 252V250H97ZM118 252V253H119ZM127 252V251H126ZM46 253V252H45ZM124 253V252H123ZM129 253V252H128ZM65 254V253H63ZM164 254V253H163ZM175 254V253H173ZM50 255V254H49ZM67 255V254H66ZM65 255V256H66ZM127 255V253H126ZM129 255V254H128ZM176 255V254H175ZM178 255V254H177ZM184 256V254H182ZM204 255V254H203ZM60 256V252L57 250L52 251L51 257H55L58 259ZM118 256V255H117ZM123 256V254H122ZM180 254V257H183ZM186 256V255H185ZM68 257V256H67ZM129 257V256H128ZM127 257V258H128ZM135 257V256H134ZM2 258V257H1ZM30 258V257H29ZM52 258V259H53ZM121 258V257H120ZM137 258V257H136ZM178 258V256H177ZM174 255H172L171 259L175 262V264H181V260L177 259ZM185 258V257H184ZM3 259V258H2ZM17 259V258H16ZM55 259V260H56ZM60 259V258H59ZM72 259V258H71ZM100 259V258H99ZM119 259V258H118ZM129 259V258H128ZM148 259V258H147ZM169 259V258H168ZM186 259V258H185ZM49 260V259H48ZM134 260H136L134 258ZM42 261V260H41ZM51 261V259H50ZM145 261V260H144ZM185 261V260H184ZM46 262V261H45ZM48 262V261H47ZM57 262V261H56ZM54 262V263H56ZM2 263V262H1ZM61 263V262H60ZM129 263V262H128ZM6 264V262H5ZM9 264V263H8ZM44 264V263H43ZM227 264V263H226ZM254 264V263H253Z\"/></svg>",
  "mask_w": 264,
  "mask_h": 264
}]
</instances>
